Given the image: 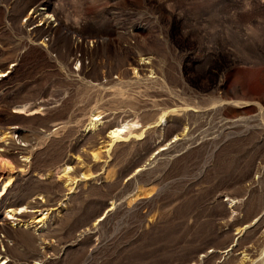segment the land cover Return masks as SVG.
<instances>
[{
	"label": "rangeland",
	"instance_id": "1",
	"mask_svg": "<svg viewBox=\"0 0 264 264\" xmlns=\"http://www.w3.org/2000/svg\"><path fill=\"white\" fill-rule=\"evenodd\" d=\"M0 73L1 264H264V0H0Z\"/></svg>",
	"mask_w": 264,
	"mask_h": 264
},
{
	"label": "bare ground",
	"instance_id": "2",
	"mask_svg": "<svg viewBox=\"0 0 264 264\" xmlns=\"http://www.w3.org/2000/svg\"><path fill=\"white\" fill-rule=\"evenodd\" d=\"M43 11H46V9L42 8V9H38V11L35 13L37 14H40V12H43ZM51 18L50 16V13H46V16H45V21H49ZM141 65H148L150 66L151 65V59L149 58H145V59H142L141 61ZM151 74H153L152 72H150ZM134 74L135 76L138 75V71L135 70L134 71ZM8 74L7 73H0V79H3V78H7ZM140 102V101H139ZM239 104V103H238ZM23 107V106H22ZM24 108H20V109H17V111L15 110L14 112H16L17 114H23V111ZM192 109V108H190ZM134 112V111H133ZM172 112V111H171ZM37 113V112H36ZM169 113V112H168ZM31 114H35V112L31 113ZM30 114V115H31ZM167 113H163L160 117V124H165L167 122ZM101 120V118L99 116H93L92 120L90 121L89 125L87 128H89V130H94L97 129L98 127V124L100 125L101 123H99ZM13 128V127H12ZM140 126L137 125V124H129V125H123V126H120V127H117V128H114L112 129L111 131H109V133L107 134V139H109V142H107V146L109 147V150L111 149V147H113L116 143H121V142H127L133 138H138L143 136L144 135V131L142 130L141 132H138ZM17 128H14V129H11V130H14V131H11V132H5V133H2L0 131V161L3 162L4 164H7L8 166L12 165V163L6 158V156L10 155L9 153V150L11 149L9 146H8V135L9 136H12L13 139L16 137L17 135V132L15 131ZM99 130V128H98ZM20 145H23V149H25V153H26V150H29V147L30 145L27 144V141H28V136L26 135H22V134H19V136L17 137ZM178 140L177 137H175L174 141ZM30 142V141H29ZM10 143H11V140H10ZM14 145H16L15 143H13ZM27 147V149H26ZM10 148V149H9ZM14 148V147H13ZM22 149V148H20ZM108 150V151H109ZM11 151V150H10ZM23 151V150H21ZM24 152V151H23ZM14 156V155H13ZM9 158V157H8ZM23 161L22 162H26V163H23L25 166H27V160L29 159V157H24L23 156ZM17 161V160H16ZM18 163V161H17ZM21 163V162H20ZM2 164V163H1ZM22 164V165H23ZM7 166V167H8ZM72 168L70 166H66L65 169L63 170H58L56 172L57 175H59L60 173L61 174H66L68 173L69 171H71ZM47 176L49 177V174H47ZM10 181V180H9ZM6 187H4V190L3 192L6 190ZM33 202V201H32ZM15 205V204H14ZM27 205V204H26ZM40 205V204H39ZM39 205H37L39 207ZM35 205V207H37ZM30 207V206H28ZM40 209V208H39ZM28 210V208L26 207H19V208H8L6 209L4 212L6 213V216L4 217V219L6 221H10L12 219H15L14 221L18 222L19 224V227H24V228H28L29 227V222L28 221H25L24 218L25 217H28L29 215H25V211ZM33 213L36 215V214H39L40 217H37L36 219V223H41L43 222V216H46L45 215V212L44 211H41V210H34ZM47 214V213H46ZM31 216V215H30ZM42 217V218H41ZM7 226V225H6ZM243 259V258H241ZM244 260V259H243ZM243 262V261H242ZM1 264V263H0ZM3 264V263H2ZM5 264V263H4Z\"/></svg>",
	"mask_w": 264,
	"mask_h": 264
},
{
	"label": "built area",
	"instance_id": "3",
	"mask_svg": "<svg viewBox=\"0 0 264 264\" xmlns=\"http://www.w3.org/2000/svg\"><path fill=\"white\" fill-rule=\"evenodd\" d=\"M34 29H35V28H31V30H33L34 33H35L36 30H34ZM34 37H35V35H34ZM49 40H50V38H48V37L45 39V41H47V42H49Z\"/></svg>",
	"mask_w": 264,
	"mask_h": 264
}]
</instances>
